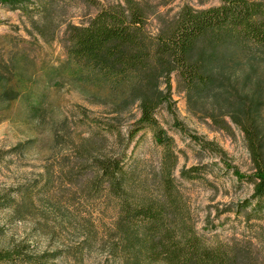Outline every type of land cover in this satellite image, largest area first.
Wrapping results in <instances>:
<instances>
[{
  "label": "rangeland",
  "instance_id": "374dc122",
  "mask_svg": "<svg viewBox=\"0 0 264 264\" xmlns=\"http://www.w3.org/2000/svg\"><path fill=\"white\" fill-rule=\"evenodd\" d=\"M152 1L167 16L185 4L200 8L220 2ZM11 2L0 0V68L8 65L14 94L0 101V248L21 242L38 257L48 251L50 257L39 258L45 264H124L110 252L106 237L116 204L102 185L99 192L91 188L88 150L117 155L151 175L159 169L162 147L148 124L132 134L139 125L138 104L112 111L70 83L65 71L55 73L67 58L68 23L86 22L96 5L87 0ZM44 6L50 9L46 16ZM149 22L156 30L155 15ZM172 83L173 103L162 105L157 116L175 139L177 182L199 232L212 242L246 241L264 264V199L254 205L251 174L256 168L244 132L235 123L227 130L190 110L176 74ZM192 165L200 167L197 176L183 175L182 169ZM0 264L44 263L33 258Z\"/></svg>",
  "mask_w": 264,
  "mask_h": 264
},
{
  "label": "trees",
  "instance_id": "16d2710c",
  "mask_svg": "<svg viewBox=\"0 0 264 264\" xmlns=\"http://www.w3.org/2000/svg\"><path fill=\"white\" fill-rule=\"evenodd\" d=\"M87 1L98 9L86 22L68 23L63 38L67 58L55 73L65 71L70 83L112 111L120 113L138 104L141 115L132 134L148 124L162 147L159 169L151 175L127 166L117 155L88 150L94 172L91 188L99 192L102 185L116 204V217L106 231L110 252L124 264H259L246 241L212 242L199 232L189 199L177 182L175 139L157 111L172 105L176 74L190 110L227 130L237 124L256 168L251 174L254 205L261 203L264 0H220L200 8L185 4L172 16L163 15L152 0ZM43 10L45 16L50 12L46 6ZM153 15L159 23L156 30L150 27ZM4 66L2 102L14 95L8 65ZM198 168L192 165L181 172L196 177ZM25 247L20 242L0 248V262L37 258L45 264L39 258L52 255L46 251L38 257Z\"/></svg>",
  "mask_w": 264,
  "mask_h": 264
}]
</instances>
